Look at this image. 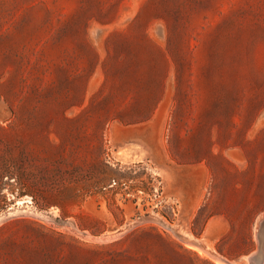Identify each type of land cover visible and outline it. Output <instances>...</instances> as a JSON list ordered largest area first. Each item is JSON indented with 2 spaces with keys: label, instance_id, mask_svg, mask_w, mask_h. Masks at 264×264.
Returning <instances> with one entry per match:
<instances>
[{
  "label": "rangeland",
  "instance_id": "1",
  "mask_svg": "<svg viewBox=\"0 0 264 264\" xmlns=\"http://www.w3.org/2000/svg\"><path fill=\"white\" fill-rule=\"evenodd\" d=\"M260 218L264 0H0V264H253Z\"/></svg>",
  "mask_w": 264,
  "mask_h": 264
},
{
  "label": "water",
  "instance_id": "2",
  "mask_svg": "<svg viewBox=\"0 0 264 264\" xmlns=\"http://www.w3.org/2000/svg\"><path fill=\"white\" fill-rule=\"evenodd\" d=\"M147 220H152V218H147ZM176 236H178L182 241L190 240L197 243L196 239L192 238L189 234L182 231H178L174 228H170ZM259 250L258 253L251 257L253 264H263L264 263V220L259 222ZM198 244V243H197Z\"/></svg>",
  "mask_w": 264,
  "mask_h": 264
},
{
  "label": "bare ground",
  "instance_id": "3",
  "mask_svg": "<svg viewBox=\"0 0 264 264\" xmlns=\"http://www.w3.org/2000/svg\"><path fill=\"white\" fill-rule=\"evenodd\" d=\"M262 218V217H261ZM260 218V219H261ZM262 220V219H261ZM259 222V221H258ZM142 223V222H141ZM131 227H133V226H131ZM257 229H259V228H257ZM128 230V229H127ZM181 230V229H180ZM126 231V230H125ZM182 231H184L183 229H182ZM185 232V231H184ZM259 233V232H258ZM191 236V235H190ZM197 241V240H196ZM199 241V240H198ZM183 244H185L187 247H189V248H191V249H193V250H196V251H198L199 253H201L202 255L203 254H205V253H207V254H209L210 256L209 257H211L214 261H215V263L216 264H229V262L226 260V259H224L223 257H221V256H219V254L218 253H212L211 251H210V249H208V247L207 248H204L203 246H200L199 244L200 243H194V242H192V241H190V240H187V241H183L182 242ZM202 244V243H201ZM208 245V244H207ZM216 252V251H215ZM216 254H218V255H216ZM253 255V254H252ZM210 258V259H211ZM231 263V262H230Z\"/></svg>",
  "mask_w": 264,
  "mask_h": 264
}]
</instances>
